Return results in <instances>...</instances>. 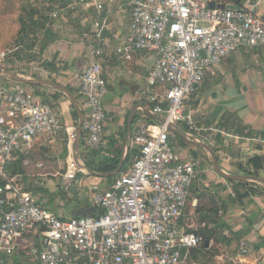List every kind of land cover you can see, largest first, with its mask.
I'll list each match as a JSON object with an SVG mask.
<instances>
[{
	"label": "built area",
	"instance_id": "built-area-1",
	"mask_svg": "<svg viewBox=\"0 0 264 264\" xmlns=\"http://www.w3.org/2000/svg\"><path fill=\"white\" fill-rule=\"evenodd\" d=\"M116 0H79L94 7L90 37L95 45L77 75L78 95L87 111L83 143L95 150L103 142L106 119L102 99L107 92L100 56L102 33ZM219 0H125L130 16L127 39L114 47L122 59L137 51L156 59L147 83L152 113L159 122H141L132 137L138 147L131 166L104 190L92 186L96 212L60 216L25 190L19 174L9 172L14 160L42 136L66 133L69 148L64 178H75L73 127L64 126L62 112L42 101L33 90L5 83L0 74V264H190V250L203 241L179 222L199 163L183 159L169 142L170 126H192L183 102L201 85L205 73L242 47L264 48V21L252 8L210 7ZM250 4L251 0H245ZM122 5H118L121 9ZM50 16L55 18L57 10ZM260 141L259 139H254ZM264 199V197H263ZM41 226L44 229H41ZM38 227V228H36ZM30 233L40 244H24ZM22 250L23 257L14 260ZM249 251L240 240L237 256Z\"/></svg>",
	"mask_w": 264,
	"mask_h": 264
},
{
	"label": "crops",
	"instance_id": "crops-1",
	"mask_svg": "<svg viewBox=\"0 0 264 264\" xmlns=\"http://www.w3.org/2000/svg\"><path fill=\"white\" fill-rule=\"evenodd\" d=\"M262 1L217 3L252 8L264 21V13L256 11ZM49 6L57 10V16L51 17L53 10L49 11L46 26L56 38L40 49L45 39L43 30H39L37 61H25L27 70L18 74L55 83L62 89L2 77L5 83H18L33 90L42 101L61 111L64 126L73 127L77 133L81 118L84 121L87 115L77 93V75L88 63L95 45L90 33L96 11L79 0H68L66 4L53 0ZM128 11L125 0H116L109 13L104 14L108 23L102 33L103 53L99 60L107 92L102 99L106 119L100 147L90 150L84 145L81 126L79 138L72 142V157L78 168L72 180L64 178L69 153L64 131L38 137L14 159H21L26 166V173L19 174L25 190L33 192L52 212L49 204L54 199L60 216L72 217L77 209L92 206V186L96 184L98 191L106 189L131 166L137 155L132 137L138 124L162 119L152 113L148 100L149 91L154 89L149 87L147 75L155 53L137 51L131 60H125L114 52V47L127 39ZM72 17L76 18V29L70 25ZM183 110L191 115L192 126L173 124L175 130H170L169 142L177 141L170 145L179 156L197 160L199 167L189 187L180 228L194 233L200 227L210 230L213 235L208 245L217 244L221 259L240 260L241 264L264 263V182L255 179L264 178V48L242 47L211 67L198 89L184 100ZM37 185L50 194L41 195ZM243 239L249 251L238 257V244Z\"/></svg>",
	"mask_w": 264,
	"mask_h": 264
},
{
	"label": "rangeland",
	"instance_id": "rangeland-1",
	"mask_svg": "<svg viewBox=\"0 0 264 264\" xmlns=\"http://www.w3.org/2000/svg\"><path fill=\"white\" fill-rule=\"evenodd\" d=\"M22 0H0V66L4 69H8V71L21 73L26 69L25 61L34 60L37 61V51L39 48V43L37 41V33L39 32L38 29H35L34 33H31L27 39L24 40L26 43H19L16 39V32L18 29V23H17V13L18 9L20 7V3ZM38 1V2H37ZM33 2L32 6L36 10L43 11V8L46 5H51V2L53 0H37ZM251 3V2H250ZM262 5L258 6L256 11L258 13H264V1L261 2ZM44 4V5H43ZM53 6V5H52ZM76 15V14H75ZM70 25L76 29L77 23L76 18L72 17ZM36 34V35H35ZM28 40V41H27ZM28 44H33V49L30 51L27 48ZM28 68V67H27ZM33 72V71H32ZM169 134L171 135V131H169ZM177 143L175 141L173 144L170 142V144L174 145ZM37 187L41 190L39 193L41 195L48 196L50 193H48L47 189H45L43 186L37 185ZM55 194L53 198H55ZM55 200H52L51 208L54 210V213L57 217H60L58 215L55 207ZM65 205L62 203L61 207H64ZM66 208V207H65ZM68 210V208H67ZM38 228V227H36ZM34 233H30L24 237V244L30 245L34 242H38V240L35 238ZM217 253L212 254L206 257V260L203 262L201 260L192 259L191 264H241V261H231V260H225L219 258V249L216 247ZM215 251V250H212ZM214 255V256H213Z\"/></svg>",
	"mask_w": 264,
	"mask_h": 264
},
{
	"label": "trees",
	"instance_id": "trees-1",
	"mask_svg": "<svg viewBox=\"0 0 264 264\" xmlns=\"http://www.w3.org/2000/svg\"><path fill=\"white\" fill-rule=\"evenodd\" d=\"M35 1L37 0H22L21 1L20 7L17 13L18 29L16 32V39L21 44L26 43L24 42V40L27 39L31 33L35 32V29H33V27L40 31L43 30L42 35L44 36L45 40L40 45V49H43L56 38L52 30L47 28L46 26L49 20L48 13L49 11L53 10V7L47 5L43 8V11H40L39 9L36 10L32 6L33 2ZM240 1L241 0H227V3L231 2V3L239 4ZM59 2L61 4H66L68 0H59ZM27 48L31 51L33 49V44H28ZM150 108H152V106H150ZM150 121L151 123H155V121L152 119H150ZM135 152L136 154L138 153V147H135L134 153ZM7 167H8L9 172L12 174H25L26 173V166H24L23 161L21 159L9 161L7 163ZM195 233H197V231H195ZM35 238L38 240V242H35V245H38L39 238L37 235H35ZM216 247H217L216 243L205 246L204 242L202 241L198 246L190 250L191 262L193 258L196 260L199 259L204 262L206 260V257L211 255V253L212 254L217 253ZM212 250H215V251H212ZM21 257H23V253L21 252V250H18L17 253L14 255V260H20Z\"/></svg>",
	"mask_w": 264,
	"mask_h": 264
},
{
	"label": "water",
	"instance_id": "water-1",
	"mask_svg": "<svg viewBox=\"0 0 264 264\" xmlns=\"http://www.w3.org/2000/svg\"><path fill=\"white\" fill-rule=\"evenodd\" d=\"M215 6L218 7V8L227 7V8L236 9V10H240L241 9V7L239 5H234V4H224V3H217V4L211 3L210 4V7L211 8H213ZM0 74L3 75V76H5L6 78L12 80V81L19 82V83H23V84L47 85V86H53V87L61 88V86H59V85H57L55 83L46 81V80L24 78L22 75H20L18 73H15V72L8 71V70L4 69L1 66H0ZM68 95L72 98V101L74 102L75 100L71 96V94L68 93ZM81 116L82 115L80 114V117ZM82 122H83V119L81 118L80 123L78 125V131L76 133V138H79V134H80V131H81ZM170 130H175L174 127H173V125L170 126ZM255 179L258 180V181L264 182V178H255ZM93 212H96V208L93 207V206L86 205L85 207H83L81 209H77L76 212L74 213V215L75 216H83V215L91 214ZM41 229L43 230L44 227L41 226ZM198 233L201 234V235H203V237H204V245L205 246H208L209 241H210L213 233L210 230L205 229L203 227L198 228ZM258 264H264V263L260 262Z\"/></svg>",
	"mask_w": 264,
	"mask_h": 264
}]
</instances>
